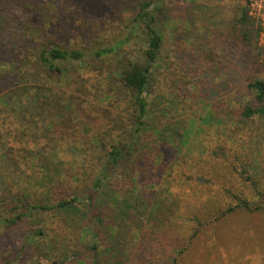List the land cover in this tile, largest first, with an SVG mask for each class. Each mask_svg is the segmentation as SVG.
I'll return each instance as SVG.
<instances>
[{
    "label": "trees",
    "instance_id": "1",
    "mask_svg": "<svg viewBox=\"0 0 264 264\" xmlns=\"http://www.w3.org/2000/svg\"><path fill=\"white\" fill-rule=\"evenodd\" d=\"M159 1L139 0L128 20L121 19L108 36L61 47L42 35L29 37L33 29L60 19L58 8L0 0V52H5L0 63L8 60L10 66L0 74V113L16 127L4 135L0 157L17 166L23 160L26 167L24 181L10 173L0 176L6 188L0 191V264H182L208 225L237 211L264 214V200L252 203L228 188L235 204L220 206V198L205 203L193 192L196 201L184 210L180 194L171 192L193 180L214 187L217 165L206 163L213 173L206 178L204 165L195 161L192 166L201 173L195 179L185 169L178 175L164 166L170 150L180 153L189 171L193 132L200 135L203 126L196 128L192 121L182 134L150 120L147 99L163 45ZM241 11L231 27L233 36L258 50V24L245 5ZM87 68L106 75L101 90L83 75ZM247 88L253 101L241 106V122L264 124V81ZM122 99L131 112L126 117L114 112ZM212 119L217 117L210 109L199 122L210 121L209 127ZM160 170L167 185L152 194L141 179ZM148 186L152 191V182ZM150 214L155 217L147 228ZM52 222L56 225L50 227ZM190 224L195 226L186 245Z\"/></svg>",
    "mask_w": 264,
    "mask_h": 264
},
{
    "label": "rangeland",
    "instance_id": "2",
    "mask_svg": "<svg viewBox=\"0 0 264 264\" xmlns=\"http://www.w3.org/2000/svg\"><path fill=\"white\" fill-rule=\"evenodd\" d=\"M4 1L54 5L60 10L61 18L49 27L33 29L29 37L42 35L44 40L50 38L61 47H75L84 38H101L114 33L116 24H121V19L128 20V16L136 10L139 0H95V4L85 6L83 0ZM184 1L185 4L159 1L161 11L158 25L163 36V45L147 99L152 110L150 120L160 126L170 125L180 133L192 121L196 128L203 126L200 135L197 131L193 132L191 142L194 149L187 160L189 171L184 168L180 153L175 154L170 150L165 151L164 166H172L178 175L185 169L195 179L201 174L197 167L192 166L196 161L204 165V177L212 178L214 173L217 178L214 187H201L198 180H193L190 181V186L187 183L173 186L171 192L177 196L180 194L183 210L196 201L192 197L193 192L197 193L199 201L205 200V203L220 198V206L235 204L226 193V188L252 203L262 202L264 124L260 119L242 123L239 110L242 105L253 101L248 84L255 80L264 81V47L257 42L258 50H255L233 36L231 30L235 17L242 13L243 5L249 14L248 5L238 0ZM86 8L95 9L87 11ZM4 55L2 50L0 56ZM98 65L106 68V65ZM9 71L8 60L0 63V74ZM98 74L90 68L83 71L85 78L91 83L96 82V88L101 90L100 84L108 81L105 74L103 77ZM118 101L120 107L114 112L126 117L131 113L127 111V102L123 99ZM210 109L216 114L217 120L212 119V125L208 127L210 121L200 123L199 117ZM6 115L2 116L0 113V143L4 135L9 136L16 128L6 119ZM206 146H211V149H203ZM207 162L217 165L213 170L215 172L212 173L210 164L206 165ZM148 163L143 162V165L148 168ZM25 170V161L22 160L17 166L11 158L5 161L0 157V176L10 173L14 178L21 177V181H24ZM146 176L147 178L142 177L141 183L152 194L167 185L161 170L151 177L147 172ZM148 182H152L154 186L152 191ZM5 189L0 179V191ZM162 198L171 200L167 194ZM149 200L156 203V198L152 195ZM107 211L110 219L113 213L109 208ZM243 212L246 211H237L226 220L208 225L190 253L181 261L182 264H264V214ZM154 217L153 214L148 215L147 221L145 220L147 228L153 225ZM110 223L113 224L111 220ZM52 225L56 224L52 222L49 226ZM194 226L190 224L185 230L186 245L193 234Z\"/></svg>",
    "mask_w": 264,
    "mask_h": 264
},
{
    "label": "built area",
    "instance_id": "3",
    "mask_svg": "<svg viewBox=\"0 0 264 264\" xmlns=\"http://www.w3.org/2000/svg\"><path fill=\"white\" fill-rule=\"evenodd\" d=\"M250 17L257 20L259 24V38L260 46L264 47V0H247Z\"/></svg>",
    "mask_w": 264,
    "mask_h": 264
}]
</instances>
